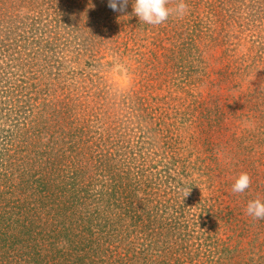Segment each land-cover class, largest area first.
Instances as JSON below:
<instances>
[{
  "label": "rangeland",
  "instance_id": "1",
  "mask_svg": "<svg viewBox=\"0 0 264 264\" xmlns=\"http://www.w3.org/2000/svg\"><path fill=\"white\" fill-rule=\"evenodd\" d=\"M185 3L0 0V264H264V0Z\"/></svg>",
  "mask_w": 264,
  "mask_h": 264
},
{
  "label": "clouds",
  "instance_id": "2",
  "mask_svg": "<svg viewBox=\"0 0 264 264\" xmlns=\"http://www.w3.org/2000/svg\"><path fill=\"white\" fill-rule=\"evenodd\" d=\"M169 3L170 0H134L133 12L141 22L152 26H159L165 23L171 15L176 14L179 18H183L188 11V5L185 3V0H178L174 8H169L167 6ZM127 4L128 0H109L108 6L113 11L123 12L126 10ZM250 186V175L248 173H241L235 180L232 191L233 193H243ZM246 215L256 220L264 219V202L260 199L249 201L246 207Z\"/></svg>",
  "mask_w": 264,
  "mask_h": 264
}]
</instances>
